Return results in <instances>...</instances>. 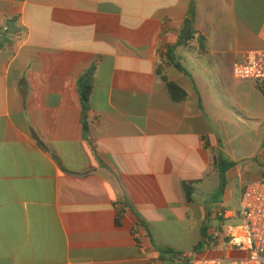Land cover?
<instances>
[{
	"label": "crops",
	"instance_id": "crops-1",
	"mask_svg": "<svg viewBox=\"0 0 264 264\" xmlns=\"http://www.w3.org/2000/svg\"><path fill=\"white\" fill-rule=\"evenodd\" d=\"M262 51L264 0H0V264H177L241 224L264 86L233 66Z\"/></svg>",
	"mask_w": 264,
	"mask_h": 264
},
{
	"label": "built area",
	"instance_id": "built-area-1",
	"mask_svg": "<svg viewBox=\"0 0 264 264\" xmlns=\"http://www.w3.org/2000/svg\"><path fill=\"white\" fill-rule=\"evenodd\" d=\"M233 75L237 80L264 83V51L254 53L244 62H237L233 66ZM240 211L241 224L228 228L226 234L210 236L206 242V252L185 256L189 264H264V177L243 189ZM219 246L225 250L223 257L204 256L208 252H215ZM140 247L147 253L145 245Z\"/></svg>",
	"mask_w": 264,
	"mask_h": 264
},
{
	"label": "trees",
	"instance_id": "trees-1",
	"mask_svg": "<svg viewBox=\"0 0 264 264\" xmlns=\"http://www.w3.org/2000/svg\"><path fill=\"white\" fill-rule=\"evenodd\" d=\"M195 23H196V7H195V4H192L190 6V9L186 17V21L184 23V28H183L182 35L180 38L181 44H186L189 40L193 38V36L196 33ZM168 56L171 62L175 65V67L178 70H180L181 72L185 74H188V71L185 69V67L180 62L176 61L175 57L171 55V52L168 54ZM163 80L165 81L174 101L180 102L186 98V92L179 85L170 81L166 76H163ZM79 85H80L79 87H80L81 96H82L83 115L85 118L88 112L90 111L91 96H92V91L94 87L93 70L88 71L82 77V79L79 82ZM261 86H264V83H262ZM263 90H264V87H263ZM217 165L219 166L220 177H221V190H223L226 184V176H225L226 171L234 167L235 164L229 161L218 160ZM185 186L187 189L189 188L191 189L190 184H185ZM205 238L206 237L204 235L202 242H200L194 248L193 252L201 253L203 251V249L205 248ZM159 251L164 256L171 254L177 257L178 259L177 264H189L188 260L184 261V259L182 258L184 256L183 252L175 251L170 248H160Z\"/></svg>",
	"mask_w": 264,
	"mask_h": 264
},
{
	"label": "rangeland",
	"instance_id": "rangeland-1",
	"mask_svg": "<svg viewBox=\"0 0 264 264\" xmlns=\"http://www.w3.org/2000/svg\"><path fill=\"white\" fill-rule=\"evenodd\" d=\"M191 253H188L187 255H190ZM204 256H208V257H223L224 255H214V254H205ZM187 259L184 258V261H186Z\"/></svg>",
	"mask_w": 264,
	"mask_h": 264
}]
</instances>
